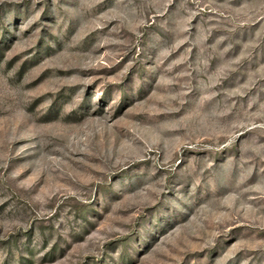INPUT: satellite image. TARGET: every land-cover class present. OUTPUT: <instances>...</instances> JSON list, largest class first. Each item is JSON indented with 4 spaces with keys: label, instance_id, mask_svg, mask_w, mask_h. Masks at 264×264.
I'll use <instances>...</instances> for the list:
<instances>
[{
    "label": "rangeland",
    "instance_id": "1",
    "mask_svg": "<svg viewBox=\"0 0 264 264\" xmlns=\"http://www.w3.org/2000/svg\"><path fill=\"white\" fill-rule=\"evenodd\" d=\"M0 264H264V0H0Z\"/></svg>",
    "mask_w": 264,
    "mask_h": 264
}]
</instances>
